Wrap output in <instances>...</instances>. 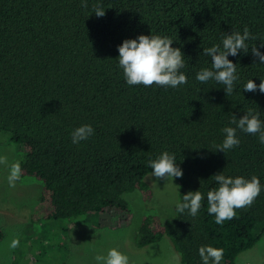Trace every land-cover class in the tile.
Wrapping results in <instances>:
<instances>
[{"label": "trees", "instance_id": "trees-1", "mask_svg": "<svg viewBox=\"0 0 264 264\" xmlns=\"http://www.w3.org/2000/svg\"><path fill=\"white\" fill-rule=\"evenodd\" d=\"M0 0V133L23 147L19 180L41 184L32 221L100 216L101 226L130 224L135 212L127 193L153 190L146 181L150 160L175 154L183 170L180 198L199 190L197 216L186 210L163 219L148 213L137 229L139 247L171 237L182 264H203L201 246L224 249L221 264L264 235V187L251 207L236 210L222 225L208 214L213 175L257 176L264 186V145L237 131L240 144L217 150L222 129L248 110L264 121V93L243 91L249 79H264V64L243 50L229 59L239 79L227 96L222 84L196 80L211 58L203 49L221 45L227 33L247 26L264 47V0ZM105 9L98 17L95 6ZM168 36L181 48L188 78L177 88L129 86L118 63V47L139 35ZM91 124L95 134L73 144L71 133ZM2 231H0V236Z\"/></svg>", "mask_w": 264, "mask_h": 264}, {"label": "clouds", "instance_id": "clouds-1", "mask_svg": "<svg viewBox=\"0 0 264 264\" xmlns=\"http://www.w3.org/2000/svg\"><path fill=\"white\" fill-rule=\"evenodd\" d=\"M82 6L87 8V0H81ZM94 12L98 17L105 15V9L99 5L94 7ZM249 28L245 26L243 32L232 31L227 33L222 39L221 45H213L203 49V54L211 58V68H203L196 75V80L201 84H206L214 80L222 84L227 96L234 90V83L239 79L237 75V64L229 59V55L237 56L243 50L245 54L251 52L259 58V63L264 64V53H261L256 44L249 45V40H256ZM174 40L168 36L144 35L141 34L136 39H126L118 47V63L123 70V76L129 86L143 85L151 87L157 85L161 87L177 88L188 82L187 75L181 71L186 64L184 53L181 48L173 47ZM264 47V41H261ZM259 90L264 93V79L257 85L253 79H249L244 85L243 91L255 92ZM231 124L236 127L227 126L222 129L225 134L223 142L217 150L227 152L240 144L237 131L246 134L259 136V142L264 145V121L260 119L259 112L248 110L245 115L238 118L234 115ZM95 134V129L91 124H83L74 129L71 133L72 143L79 144L81 141L89 139ZM0 165H8V158L0 155ZM153 176L157 178L183 177V170L176 162L175 154L164 151L157 159L150 160ZM22 167L20 162H14L9 166L7 177L10 187H15L20 179ZM216 188L207 192V211L214 216L215 223L222 225L225 221H230L236 217L237 209L251 207L262 191L261 181L257 176L250 179L243 176H226L223 172L213 175ZM205 197L199 191H189L183 195V202H177L176 209L179 213H188L195 217L202 208ZM18 238L11 240L10 247L15 249L19 246ZM199 255L203 264H221L224 256V249L212 245L201 246ZM96 264H130L129 256L117 248H111L106 255H96Z\"/></svg>", "mask_w": 264, "mask_h": 264}, {"label": "rangeland", "instance_id": "rangeland-1", "mask_svg": "<svg viewBox=\"0 0 264 264\" xmlns=\"http://www.w3.org/2000/svg\"><path fill=\"white\" fill-rule=\"evenodd\" d=\"M24 154L23 147L0 133V155L8 158V165H0V264H96V255H106L114 247L129 256L130 264H182V256L168 235L143 247L135 243V232L144 215L158 213L163 219L175 215L181 189L176 179L149 173L146 181L153 190L152 197L146 200L139 189L127 193L135 217L121 227L101 226V217L96 214L32 221L41 184L33 179L18 180L13 188L7 180L9 166L20 162ZM14 238L20 244L12 249ZM236 264H264V235L254 247L239 254Z\"/></svg>", "mask_w": 264, "mask_h": 264}]
</instances>
